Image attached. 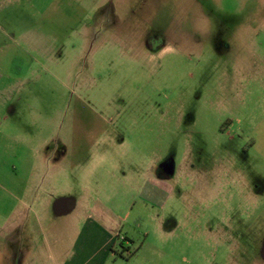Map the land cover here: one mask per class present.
Here are the masks:
<instances>
[{"label": "rangeland", "instance_id": "rangeland-1", "mask_svg": "<svg viewBox=\"0 0 264 264\" xmlns=\"http://www.w3.org/2000/svg\"><path fill=\"white\" fill-rule=\"evenodd\" d=\"M80 1L63 56L27 79L31 104L17 117L48 132L54 120L60 128L118 113L126 143L106 149L107 168L119 158L161 181L143 204L139 190L112 189L107 176L105 193L128 211L140 249L129 264H264V0ZM32 12L11 15L34 25ZM114 39L124 45L100 42ZM148 39L159 53L144 55ZM70 180L62 175L59 188Z\"/></svg>", "mask_w": 264, "mask_h": 264}, {"label": "crops", "instance_id": "crops-1", "mask_svg": "<svg viewBox=\"0 0 264 264\" xmlns=\"http://www.w3.org/2000/svg\"><path fill=\"white\" fill-rule=\"evenodd\" d=\"M55 1L58 5L31 4L30 8L27 4L33 0H0V15L6 19L0 22V264H129L139 257L140 249L131 248L135 236L128 211H122L114 194L105 193L110 186L107 176L113 174L118 182L112 189L125 185L139 190L135 196L143 204L155 201L161 181L152 168L138 177L140 172L127 170L119 158L114 171L107 168L106 149L126 143L118 113L109 117L102 111L97 119H71L60 128L54 120L48 132L32 131L26 117H17L31 104L27 79L41 77L39 66L45 67L46 61L61 59L66 35L79 26L74 18L80 9L73 4L81 1ZM120 8L115 5L110 13L117 17ZM33 9L40 14L34 25L14 22L11 14L25 17ZM146 44L147 52L135 50V58L159 53V48L149 46V39ZM17 60L23 62L18 69ZM102 109L116 113L119 107L107 103ZM62 175L71 180L61 190ZM120 242L126 250L122 251Z\"/></svg>", "mask_w": 264, "mask_h": 264}, {"label": "trees", "instance_id": "trees-1", "mask_svg": "<svg viewBox=\"0 0 264 264\" xmlns=\"http://www.w3.org/2000/svg\"><path fill=\"white\" fill-rule=\"evenodd\" d=\"M119 245L121 246L122 251L126 250L123 242H120ZM128 248H129V246H128ZM129 254H131V253H129ZM129 254H128V255H129Z\"/></svg>", "mask_w": 264, "mask_h": 264}, {"label": "flooded vegetation", "instance_id": "flooded-vegetation-1", "mask_svg": "<svg viewBox=\"0 0 264 264\" xmlns=\"http://www.w3.org/2000/svg\"><path fill=\"white\" fill-rule=\"evenodd\" d=\"M263 257H264V252H263Z\"/></svg>", "mask_w": 264, "mask_h": 264}]
</instances>
